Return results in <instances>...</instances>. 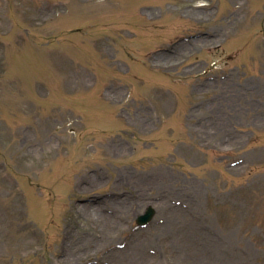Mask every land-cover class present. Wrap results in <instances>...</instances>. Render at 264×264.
I'll return each mask as SVG.
<instances>
[{"label":"rangeland","instance_id":"rangeland-1","mask_svg":"<svg viewBox=\"0 0 264 264\" xmlns=\"http://www.w3.org/2000/svg\"><path fill=\"white\" fill-rule=\"evenodd\" d=\"M263 37L264 0H0V264H264Z\"/></svg>","mask_w":264,"mask_h":264},{"label":"water","instance_id":"water-1","mask_svg":"<svg viewBox=\"0 0 264 264\" xmlns=\"http://www.w3.org/2000/svg\"><path fill=\"white\" fill-rule=\"evenodd\" d=\"M151 212H149V214L145 217V218H140L139 222L140 223H145L147 220H149L151 218Z\"/></svg>","mask_w":264,"mask_h":264}]
</instances>
